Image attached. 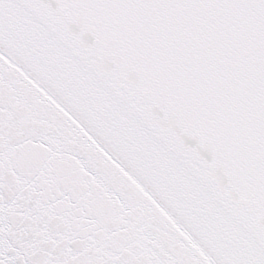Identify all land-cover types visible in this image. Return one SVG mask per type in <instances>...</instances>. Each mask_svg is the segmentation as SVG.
Instances as JSON below:
<instances>
[{
	"label": "snow or ice",
	"instance_id": "snow-or-ice-1",
	"mask_svg": "<svg viewBox=\"0 0 264 264\" xmlns=\"http://www.w3.org/2000/svg\"><path fill=\"white\" fill-rule=\"evenodd\" d=\"M0 264H264V0H0Z\"/></svg>",
	"mask_w": 264,
	"mask_h": 264
}]
</instances>
